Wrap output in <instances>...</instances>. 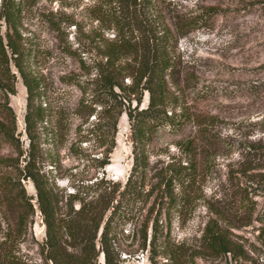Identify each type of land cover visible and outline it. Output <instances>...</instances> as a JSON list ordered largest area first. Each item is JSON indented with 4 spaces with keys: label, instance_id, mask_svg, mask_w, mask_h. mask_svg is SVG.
Masks as SVG:
<instances>
[{
    "label": "rangeland",
    "instance_id": "374dc122",
    "mask_svg": "<svg viewBox=\"0 0 264 264\" xmlns=\"http://www.w3.org/2000/svg\"><path fill=\"white\" fill-rule=\"evenodd\" d=\"M171 1L179 21L195 20L179 32L178 24L171 26L179 72L170 88L182 118L159 126L147 143L146 187L148 190L160 178L173 173H180L184 183H174L172 191L168 189L174 201L170 202L165 194L153 206L156 193L138 201L133 208L136 217L113 233V257L122 264H171L163 250L164 241L180 244L187 254L198 250L205 223L214 216L210 203L225 210L230 208L231 212L237 207L241 193L239 177L243 179L250 159L244 156L248 144H264V9L248 0ZM93 3L94 0L22 2L21 31L30 54L28 64L41 85L36 101L47 112V121L40 130L38 166L50 183L65 193L84 190L100 178L104 171L99 166L100 159L110 160L106 174L122 184L133 164L126 114L119 120L115 147L110 154L105 153L106 146L100 145L96 136L88 133L99 111L98 105L93 104L96 110L89 115L97 78L96 60L102 59L98 47L105 42L95 34L102 40L103 35L114 36L113 31L99 29L89 17L87 7ZM170 17L167 16L168 22ZM125 81L130 82V78ZM15 88L10 102L17 115L18 130L26 138L27 88L18 73ZM172 109L169 106V113ZM54 129L55 136L47 138L45 134ZM202 130L210 133L211 141H207ZM193 137L200 146L196 154L186 145L188 138ZM190 158L196 159L197 168H189ZM23 183L36 202L33 182L26 179ZM249 197L258 201L259 208L264 206L262 196L250 193ZM156 216L158 232L151 241L150 222ZM144 221L149 222L146 239L144 226L141 227ZM256 227L253 223L232 231L242 236L250 255L263 256L264 247ZM44 237L42 216L37 210L20 250L40 263ZM195 259L204 262L199 256ZM97 264H105L103 255Z\"/></svg>",
    "mask_w": 264,
    "mask_h": 264
},
{
    "label": "trees",
    "instance_id": "16d2710c",
    "mask_svg": "<svg viewBox=\"0 0 264 264\" xmlns=\"http://www.w3.org/2000/svg\"><path fill=\"white\" fill-rule=\"evenodd\" d=\"M248 1L264 9V0ZM22 2L0 0V264H97L101 255L105 264H122L113 257V233L136 217L133 208L138 201L149 199L154 193L153 206L165 194L170 202L174 201L168 189L174 183H184L180 173H173L160 178L147 190L146 145L159 126L182 118V113L176 111V96L170 88L179 72L171 26L178 24L179 32L195 20L179 21L171 0H94L87 7L89 17L99 29L114 33L112 38L103 35V40L95 34L105 42L98 47L102 59L96 60L97 78L89 115L96 110L93 104L98 105L99 111L88 133L96 136L100 145L106 146L105 153L110 154L115 147L119 120L126 114L131 129L133 164L122 184L107 176L105 167L110 160L100 159L99 166L104 168L100 178L84 190L65 193L59 192L38 166L40 130L47 121V112L36 101L41 85L28 64L30 54L21 31ZM168 15L171 22L167 21ZM16 73L27 88L26 138L18 130L17 115L10 102L16 93ZM169 106L173 108L171 113ZM201 132L207 134V141L212 140L209 132ZM56 133L54 129L45 135L53 138ZM186 145L192 154L200 147L195 137L188 138ZM244 156L250 159L243 179L239 177L240 203L232 212L230 208L225 210L210 203L214 216L205 223L198 250L187 254L180 244L164 241L163 250L171 264H264V252L263 256L250 255L242 236L232 231L256 223L258 239L264 247V206L259 208L258 201L249 197L254 193L264 198V144L250 141ZM189 168H197L195 158L189 159ZM26 179L35 186L36 202L26 190L23 183ZM37 210L45 228L40 263L20 250ZM150 223L153 241L158 232V217ZM142 225L146 239L149 222L144 221ZM195 256L204 262H196Z\"/></svg>",
    "mask_w": 264,
    "mask_h": 264
}]
</instances>
